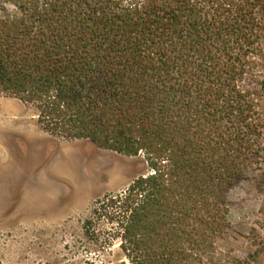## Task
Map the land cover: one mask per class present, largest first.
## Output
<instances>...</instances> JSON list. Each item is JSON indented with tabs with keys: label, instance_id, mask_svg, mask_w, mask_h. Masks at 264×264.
<instances>
[{
	"label": "trees",
	"instance_id": "trees-1",
	"mask_svg": "<svg viewBox=\"0 0 264 264\" xmlns=\"http://www.w3.org/2000/svg\"><path fill=\"white\" fill-rule=\"evenodd\" d=\"M263 61L264 0H28L0 16V94L50 137L145 157L84 222L121 264L220 263L227 193L264 151Z\"/></svg>",
	"mask_w": 264,
	"mask_h": 264
},
{
	"label": "rangeland",
	"instance_id": "rangeland-1",
	"mask_svg": "<svg viewBox=\"0 0 264 264\" xmlns=\"http://www.w3.org/2000/svg\"><path fill=\"white\" fill-rule=\"evenodd\" d=\"M26 1L0 0V16ZM147 171L143 155L50 137L21 103L0 94V264H121L118 246L90 240L84 222L97 200ZM226 199L231 229L217 244L219 264H264V151Z\"/></svg>",
	"mask_w": 264,
	"mask_h": 264
},
{
	"label": "bare ground",
	"instance_id": "bare-ground-1",
	"mask_svg": "<svg viewBox=\"0 0 264 264\" xmlns=\"http://www.w3.org/2000/svg\"><path fill=\"white\" fill-rule=\"evenodd\" d=\"M69 168V167H68ZM78 168V167H77ZM69 170H71V169H69ZM79 171V170H78ZM85 173V172H84ZM82 175V174H81ZM87 180V179H86Z\"/></svg>",
	"mask_w": 264,
	"mask_h": 264
}]
</instances>
